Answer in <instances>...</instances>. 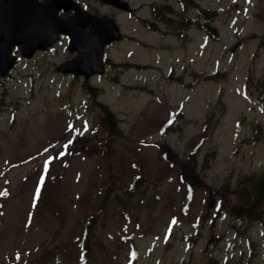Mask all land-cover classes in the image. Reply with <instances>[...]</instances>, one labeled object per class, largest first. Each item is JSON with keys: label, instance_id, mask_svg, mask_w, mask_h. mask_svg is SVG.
I'll return each mask as SVG.
<instances>
[{"label": "rangeland", "instance_id": "obj_1", "mask_svg": "<svg viewBox=\"0 0 264 264\" xmlns=\"http://www.w3.org/2000/svg\"><path fill=\"white\" fill-rule=\"evenodd\" d=\"M196 1L216 34L202 18L137 39L161 51L122 42L89 85L57 72L62 45L0 77V264H264V191L248 197L264 189V0ZM162 143L192 154L201 186Z\"/></svg>", "mask_w": 264, "mask_h": 264}, {"label": "flooded vegetation", "instance_id": "obj_2", "mask_svg": "<svg viewBox=\"0 0 264 264\" xmlns=\"http://www.w3.org/2000/svg\"><path fill=\"white\" fill-rule=\"evenodd\" d=\"M120 1L121 4L118 0H0V19L4 26L11 27L9 32L19 34H39L42 19L52 17L61 21V27H65L64 22L68 26L71 23L77 33L84 35L100 34L116 26L122 40L129 38L133 44L139 36L169 31L182 40L193 33L196 25L201 28V9L195 0H190L187 7L185 0ZM47 27L55 28L50 23L44 25ZM68 36L60 35L59 41L67 42ZM141 45L151 43L141 38ZM20 50L21 46L14 47L13 54L18 55Z\"/></svg>", "mask_w": 264, "mask_h": 264}, {"label": "water", "instance_id": "obj_3", "mask_svg": "<svg viewBox=\"0 0 264 264\" xmlns=\"http://www.w3.org/2000/svg\"><path fill=\"white\" fill-rule=\"evenodd\" d=\"M2 22L0 21V24ZM50 23L55 28H44V25ZM66 25V22L64 23ZM71 25V23H70ZM69 25L70 46L71 52L77 51L78 58L66 61L58 66V70L63 73H73L75 75L85 74L87 76L93 72L103 73V50L105 44L120 39L116 31L110 34H89L84 35L77 33L72 26ZM5 29L4 26L1 27ZM11 27L8 26V29ZM41 32L39 34H31L29 31L25 34H19L18 31L14 33H6L0 31V74L5 76L12 68L16 58L11 56L13 45H22V55L25 57H32L37 49L46 50L49 46L53 45L57 40L58 32H63L66 27H61V23L56 18H43L41 23ZM237 45L233 48L235 50ZM92 69V70H90Z\"/></svg>", "mask_w": 264, "mask_h": 264}, {"label": "trees", "instance_id": "obj_4", "mask_svg": "<svg viewBox=\"0 0 264 264\" xmlns=\"http://www.w3.org/2000/svg\"><path fill=\"white\" fill-rule=\"evenodd\" d=\"M111 118L112 116L109 115ZM112 127V126H111ZM113 129H111L112 131ZM166 147V146H162ZM166 156L172 161L175 162V165L179 167L183 182L187 185L188 188L191 189V187L195 188L198 185H200L201 180L199 176L195 173L194 170V162L192 157H187L184 160H179L177 157L175 158V155L171 153V151H166ZM93 224L91 223V220H88L85 224V237L83 240L84 248H88V241L92 240L95 236Z\"/></svg>", "mask_w": 264, "mask_h": 264}, {"label": "bare ground", "instance_id": "obj_5", "mask_svg": "<svg viewBox=\"0 0 264 264\" xmlns=\"http://www.w3.org/2000/svg\"><path fill=\"white\" fill-rule=\"evenodd\" d=\"M152 69L156 70L157 72L161 71V69L159 67H153ZM180 78H183V74L180 75Z\"/></svg>", "mask_w": 264, "mask_h": 264}, {"label": "snow or ice", "instance_id": "obj_6", "mask_svg": "<svg viewBox=\"0 0 264 264\" xmlns=\"http://www.w3.org/2000/svg\"><path fill=\"white\" fill-rule=\"evenodd\" d=\"M37 195H39V192H37ZM173 223H175V221H173Z\"/></svg>", "mask_w": 264, "mask_h": 264}]
</instances>
